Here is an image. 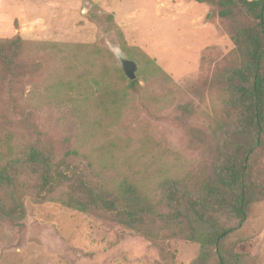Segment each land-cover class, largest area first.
I'll return each mask as SVG.
<instances>
[{"label":"rangeland","instance_id":"rangeland-1","mask_svg":"<svg viewBox=\"0 0 264 264\" xmlns=\"http://www.w3.org/2000/svg\"><path fill=\"white\" fill-rule=\"evenodd\" d=\"M231 31L195 0H0V39L31 43L27 72L0 86V133L34 124L97 186L127 179L157 192L204 160L197 138L222 108ZM118 54L136 64L134 87ZM254 176L264 184V153ZM24 204L21 225L0 219V264H190L200 251L180 237L153 244L102 212ZM232 235L231 245L248 238L249 264H264V201Z\"/></svg>","mask_w":264,"mask_h":264},{"label":"trees","instance_id":"trees-1","mask_svg":"<svg viewBox=\"0 0 264 264\" xmlns=\"http://www.w3.org/2000/svg\"><path fill=\"white\" fill-rule=\"evenodd\" d=\"M195 1L218 7L232 25L234 45L218 79L221 111L197 138L204 155L198 169L160 180L157 192L127 179L104 189L82 163L56 158L34 124L28 125L18 144L16 133H0V219L19 226L26 196L36 203L53 200L82 213L102 212L153 244L173 237L197 243L200 251L190 264L250 263L248 238L230 243L264 201V184L254 176L257 154L264 153V0ZM30 45L20 37L0 39V86L27 72ZM152 74L163 76L156 66ZM129 81L137 84V78Z\"/></svg>","mask_w":264,"mask_h":264},{"label":"water","instance_id":"water-1","mask_svg":"<svg viewBox=\"0 0 264 264\" xmlns=\"http://www.w3.org/2000/svg\"><path fill=\"white\" fill-rule=\"evenodd\" d=\"M119 59V63L125 72L127 78L129 80H134L136 79V64L133 61L127 60L124 56L122 55H117Z\"/></svg>","mask_w":264,"mask_h":264}]
</instances>
